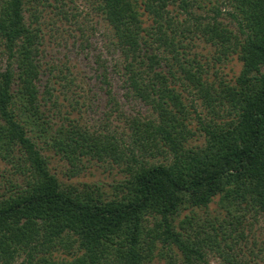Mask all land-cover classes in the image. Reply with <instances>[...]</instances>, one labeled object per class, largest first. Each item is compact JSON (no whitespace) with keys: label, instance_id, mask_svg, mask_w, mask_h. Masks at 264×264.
Masks as SVG:
<instances>
[{"label":"trees","instance_id":"trees-1","mask_svg":"<svg viewBox=\"0 0 264 264\" xmlns=\"http://www.w3.org/2000/svg\"><path fill=\"white\" fill-rule=\"evenodd\" d=\"M87 1L90 43L101 24L125 88L151 116L133 118L127 139L73 121L55 129L44 109L57 103L53 87L40 90L41 24L47 9L65 17L64 2L0 0V151L25 177L0 188V264H208L209 255L249 264L260 250L250 237V260L243 254L246 231L264 214V0ZM190 30L221 63L235 57L239 74L209 78L186 57L179 37ZM102 55L94 70L109 86ZM187 103L210 113L196 114L201 144L191 143ZM41 142L72 177L84 162L114 163L124 176L109 189L64 183Z\"/></svg>","mask_w":264,"mask_h":264},{"label":"rangeland","instance_id":"rangeland-1","mask_svg":"<svg viewBox=\"0 0 264 264\" xmlns=\"http://www.w3.org/2000/svg\"><path fill=\"white\" fill-rule=\"evenodd\" d=\"M61 2H64L65 17L61 13L57 14L54 8L52 14H50V9H47L43 12L44 17L41 24L43 31L41 61L44 70L40 78V90L44 91L46 84L52 86L53 91L51 92L57 101L55 104L47 102L44 107L45 114L48 115L55 129L60 125L66 127L69 122L73 121L90 130L107 132L127 139L130 134L128 123L137 117L149 118L151 110L148 105L132 98L125 88L123 82L125 78L122 73L124 71L121 67L122 57L116 51L110 50L107 53L104 49L106 37L101 24H97V34L90 43V2L87 0H61ZM193 11L198 15L209 17L213 15L211 12L206 14L203 10L194 9ZM177 17L180 22L185 19L184 15ZM219 19L225 23L230 21L225 13ZM231 27L233 28V25ZM179 38L185 46L186 57L195 59L209 78L213 79L214 73L226 75L227 78L239 74L241 64L237 59L233 57L221 63L222 58L217 49L206 44L199 34L192 31L191 33L184 32ZM98 52H101L105 59L109 86L96 76L94 70L93 55ZM107 88L111 90V96L118 103H108L109 96L105 92ZM187 104L193 106L190 111V122L195 134L191 143L201 144L203 133L200 131L196 114L204 119L209 118L210 113H207L201 103ZM39 146L43 148L44 155L49 159L51 171L64 183L98 184L104 189H109L110 184L124 176V168L114 163L84 162L85 169L72 177L70 165L60 154H55L47 144L42 142ZM2 156H6L4 151H0V188L8 180L21 182L25 178L24 175L16 173L17 168L10 162L11 158H2ZM216 209L215 204L209 208L212 213ZM202 214H204L203 211L198 212L199 216ZM246 233L249 240L246 242V247L242 245L243 254L247 259L250 258L248 249L252 247L250 237H253L260 251L258 252L254 247L256 257L249 264H264V214L258 217L250 233L247 231ZM207 260L208 264H224L214 255H209ZM155 264H163V261H155Z\"/></svg>","mask_w":264,"mask_h":264}]
</instances>
